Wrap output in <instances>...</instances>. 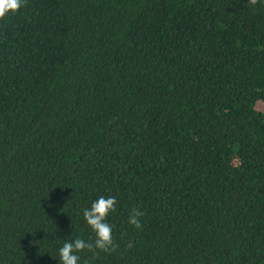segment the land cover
Returning a JSON list of instances; mask_svg holds the SVG:
<instances>
[{"label":"trees","instance_id":"1","mask_svg":"<svg viewBox=\"0 0 264 264\" xmlns=\"http://www.w3.org/2000/svg\"><path fill=\"white\" fill-rule=\"evenodd\" d=\"M100 196L119 247L78 264H264V0H25L0 19V264H60L95 239Z\"/></svg>","mask_w":264,"mask_h":264},{"label":"clouds","instance_id":"2","mask_svg":"<svg viewBox=\"0 0 264 264\" xmlns=\"http://www.w3.org/2000/svg\"><path fill=\"white\" fill-rule=\"evenodd\" d=\"M258 2L259 0H248V3L252 6L257 5ZM24 3L25 0H0V19L5 18L10 12H17ZM116 203L114 196L107 198L100 196L96 201L92 202L90 208L84 209V220L95 233V239L85 241L77 237L74 240L64 242L59 249L60 264H78L80 260L78 253L85 250L95 253L98 249L101 252L111 253L119 247L113 239L111 224L106 222L109 214L116 211ZM143 215L142 211L133 208L128 215V224L136 229H142L143 225L140 222V217ZM133 247L134 244L130 240L126 244V248L131 249Z\"/></svg>","mask_w":264,"mask_h":264}]
</instances>
